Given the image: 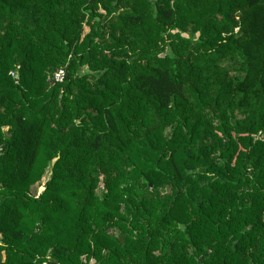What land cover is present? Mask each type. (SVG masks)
I'll return each instance as SVG.
<instances>
[{
  "label": "trees",
  "instance_id": "obj_1",
  "mask_svg": "<svg viewBox=\"0 0 264 264\" xmlns=\"http://www.w3.org/2000/svg\"><path fill=\"white\" fill-rule=\"evenodd\" d=\"M0 264H264V0H0Z\"/></svg>",
  "mask_w": 264,
  "mask_h": 264
},
{
  "label": "rangeland",
  "instance_id": "obj_2",
  "mask_svg": "<svg viewBox=\"0 0 264 264\" xmlns=\"http://www.w3.org/2000/svg\"><path fill=\"white\" fill-rule=\"evenodd\" d=\"M85 33H87L88 32V29L86 28L85 30ZM231 68H239L240 66H241V62L240 61H235V60H233V61H230V63L228 64ZM86 71V69L82 72V73H84ZM87 72V71H86ZM49 175H50V170H49V172H48V174H46V176H45V178L42 180V182L38 185V186H36L35 188H34V193L35 194H39V193H41L43 190H44V185H45V182L48 180V178H49ZM103 188L101 187L100 189H99V191H98V194L101 196V194L103 193Z\"/></svg>",
  "mask_w": 264,
  "mask_h": 264
},
{
  "label": "built area",
  "instance_id": "obj_3",
  "mask_svg": "<svg viewBox=\"0 0 264 264\" xmlns=\"http://www.w3.org/2000/svg\"><path fill=\"white\" fill-rule=\"evenodd\" d=\"M66 75V70L64 68L59 69L55 72L53 80L55 83H62Z\"/></svg>",
  "mask_w": 264,
  "mask_h": 264
},
{
  "label": "water",
  "instance_id": "obj_4",
  "mask_svg": "<svg viewBox=\"0 0 264 264\" xmlns=\"http://www.w3.org/2000/svg\"><path fill=\"white\" fill-rule=\"evenodd\" d=\"M16 80L18 81V75H16Z\"/></svg>",
  "mask_w": 264,
  "mask_h": 264
}]
</instances>
